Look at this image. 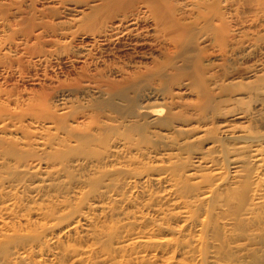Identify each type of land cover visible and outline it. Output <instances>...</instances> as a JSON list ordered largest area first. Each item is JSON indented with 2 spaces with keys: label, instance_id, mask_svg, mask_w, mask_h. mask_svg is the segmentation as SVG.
Segmentation results:
<instances>
[{
  "label": "bare ground",
  "instance_id": "bare-ground-1",
  "mask_svg": "<svg viewBox=\"0 0 264 264\" xmlns=\"http://www.w3.org/2000/svg\"><path fill=\"white\" fill-rule=\"evenodd\" d=\"M48 1L59 7L36 10L31 31L11 29L8 41L21 34L36 50L47 36L56 39L66 23L62 35L71 46L97 48L96 54L85 50L82 64L103 65L125 86L152 76L121 66L128 51L137 55L164 46L175 54L198 31L199 40L222 57L239 38L240 24L229 21L227 0ZM243 1L253 6L255 21L264 16V0ZM61 15L71 18L55 24ZM114 43L130 49L106 56L102 48ZM256 45H264V37ZM0 53L8 55L2 45ZM103 72L91 78L103 80L109 94L119 93L121 86L104 81ZM248 73L241 70V79ZM242 89L264 107V74ZM45 100H31L25 111L0 106V264L264 263V133L206 128L205 134L220 131L226 137L183 163L182 149L159 155L160 144L145 132L114 139L103 137L101 128L66 133L68 116L55 122ZM150 111L141 108L138 115ZM14 117L37 128L13 125ZM78 117L75 122L83 125L85 118ZM187 122L171 109L160 122L161 133L201 139L200 128Z\"/></svg>",
  "mask_w": 264,
  "mask_h": 264
},
{
  "label": "rangeland",
  "instance_id": "rangeland-1",
  "mask_svg": "<svg viewBox=\"0 0 264 264\" xmlns=\"http://www.w3.org/2000/svg\"><path fill=\"white\" fill-rule=\"evenodd\" d=\"M227 1L229 21L239 23L240 30L235 33L239 37L237 42L228 47L224 56L220 57L209 45H204L199 40L200 33L194 31L175 54L169 53L164 46L151 52L144 49L137 55L128 51V56L120 60L121 66L129 72H149L152 76L148 79L142 77L133 85L125 86L122 78L110 73L103 65L95 66L90 60L87 65L82 64L87 51L96 54L97 48L94 51L93 47H89L85 51L71 46L62 35L66 23L60 30L57 29L56 36L48 33L56 39L44 37L40 44H36V50L32 44H26L21 34L8 41L6 37L14 35L11 29L20 31L30 28L31 19L38 18L36 10L59 6L54 3L53 6L52 2L51 5L48 0H0V45L8 53L6 57L1 56L3 52L0 53V106L9 103L12 112L16 109L25 111L31 100L46 98L44 105L55 122L68 116L69 127H64L68 131L66 133L72 128H79V131L101 128L103 137L114 139L123 132L132 131L135 137L145 132L147 137L160 144L159 155H173L178 152L173 151L175 148L182 149L179 160L183 163L189 160L191 154L204 150L208 143L226 137V133H215V129L231 128L230 132H236L252 128L254 132L263 134L262 102L245 93L242 86L264 74V45H256L264 37V16L259 14V20L255 21L253 14L249 13L253 6L244 5L243 0ZM68 18L71 17L58 16L54 23H62ZM14 21L19 24L16 28L10 26ZM49 39L60 44L57 47V43L50 45L47 43ZM128 48L130 46L114 43L102 49H105L106 56L113 58L114 55H124ZM243 69L249 72L244 80L241 79ZM253 69L259 71L258 74L250 73ZM97 70L104 71V81L121 86L119 93L109 94L103 80L91 78ZM192 76L197 80L191 82L189 78ZM141 108L153 109L150 111L152 114L138 115ZM171 109L189 119L183 125L192 123L200 128L198 137H203L192 140V137L161 133L164 127L160 126V122ZM157 111L161 112L158 114ZM76 117H84V124H77ZM19 121L20 118L14 117L11 122L16 126L22 124L30 131L37 128ZM206 128L215 131L205 134ZM56 132L51 131L52 134ZM13 137L18 138L16 135ZM18 179L21 183L26 182L24 178Z\"/></svg>",
  "mask_w": 264,
  "mask_h": 264
}]
</instances>
